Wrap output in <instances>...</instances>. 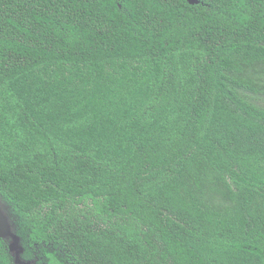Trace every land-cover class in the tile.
Here are the masks:
<instances>
[{"label": "trees", "instance_id": "1", "mask_svg": "<svg viewBox=\"0 0 264 264\" xmlns=\"http://www.w3.org/2000/svg\"><path fill=\"white\" fill-rule=\"evenodd\" d=\"M257 98L264 0H0V200L24 260L264 264Z\"/></svg>", "mask_w": 264, "mask_h": 264}, {"label": "water", "instance_id": "2", "mask_svg": "<svg viewBox=\"0 0 264 264\" xmlns=\"http://www.w3.org/2000/svg\"><path fill=\"white\" fill-rule=\"evenodd\" d=\"M190 4H198L200 0H187ZM0 237L9 243V250L14 255L15 264H30L24 260L22 253L24 247L21 244V237L14 231L10 216L6 212L0 200Z\"/></svg>", "mask_w": 264, "mask_h": 264}, {"label": "rangeland", "instance_id": "3", "mask_svg": "<svg viewBox=\"0 0 264 264\" xmlns=\"http://www.w3.org/2000/svg\"><path fill=\"white\" fill-rule=\"evenodd\" d=\"M256 103L264 106V98H257Z\"/></svg>", "mask_w": 264, "mask_h": 264}]
</instances>
